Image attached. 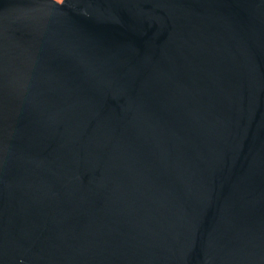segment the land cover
Wrapping results in <instances>:
<instances>
[{
    "label": "water",
    "instance_id": "obj_1",
    "mask_svg": "<svg viewBox=\"0 0 264 264\" xmlns=\"http://www.w3.org/2000/svg\"><path fill=\"white\" fill-rule=\"evenodd\" d=\"M0 264H264V0H0Z\"/></svg>",
    "mask_w": 264,
    "mask_h": 264
}]
</instances>
